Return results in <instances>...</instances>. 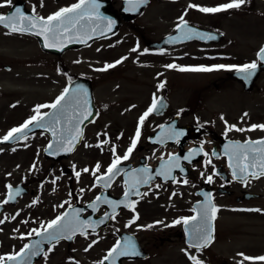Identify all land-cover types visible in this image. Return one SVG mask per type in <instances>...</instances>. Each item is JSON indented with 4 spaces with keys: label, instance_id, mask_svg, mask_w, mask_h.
Wrapping results in <instances>:
<instances>
[{
    "label": "flooded vegetation",
    "instance_id": "flooded-vegetation-1",
    "mask_svg": "<svg viewBox=\"0 0 264 264\" xmlns=\"http://www.w3.org/2000/svg\"><path fill=\"white\" fill-rule=\"evenodd\" d=\"M61 0H9L7 7L0 11V15H4L13 6L20 9L22 15L25 12H32L39 17H47L60 8L69 7L72 4L78 2V0H68L64 6H61L57 10H51L50 7H55ZM104 2V9L112 16L115 26L111 31L106 30L105 35L101 36L99 33H95L92 39H87L86 43L75 44L74 42H67L65 45L60 46L62 50L58 48H49L48 50L42 49L37 39L30 34H18L13 33L9 35H18L24 37L28 41L33 40L36 43V48L39 53L55 58V68L58 74L59 83L56 86L55 95L52 99H43L39 101V104L30 102L28 104L16 103L11 110V120L15 121V117L20 118L25 109L28 111L24 114L25 117L20 118L17 123H13L9 130L14 127H19L32 115H34L33 109L39 105L51 104L61 94L65 87L70 89H76L72 86L73 81L80 79L83 81L82 85H78L87 93L92 95L93 104L95 106L94 116H88V119L84 121L82 128V139L75 144L74 150L67 154V157L59 156V158L49 157L44 151L47 145L50 143L52 131L51 129L45 130L43 128H31L27 133V139H21L19 141L13 140L6 144H1L0 149H9L8 160L12 161L11 164L4 165L0 163V205L7 198L8 189L6 185H12V190L15 192V187L21 190L19 196L8 204H3L0 212V219H7L5 223L0 224V256H7L19 252L24 244H29L35 237L31 236L27 239H20L23 235L28 237V234L32 229H41V224L47 225L48 222L55 219L57 215L62 214L65 208L69 205L65 204L63 208L56 207L64 201H69L71 205L85 206L95 200L96 196L107 197L112 200L121 199L124 192L125 180L131 182V177L125 175L126 171L132 169H140L147 167L150 169V175L153 176V180L148 185H143L139 188L141 193L147 192L148 194L139 197L132 196L131 200H138L139 202L135 207V214L138 215V219L129 227H125V224L132 219L134 213L126 208H119L118 214L121 215L122 230L115 233L116 238L113 243L109 245L107 251L114 244L119 234H130L134 237L137 243L142 249V256L137 259H123L121 264H128L133 262H149L151 258L159 254L160 257H165L166 246L173 241L170 236H164V234L154 237L155 243H149L144 240L147 235L142 228V221L147 218L157 217L160 206L163 210L170 209L169 201H176L178 209L171 208L172 211L179 210V203L185 201L188 188L194 185V189L191 191L195 197L190 204L189 214L185 218L192 214V204L196 202L200 196L199 194L211 193L213 201H215L216 195L228 196L233 199L237 204H243L250 200L260 198L262 193L254 192L250 189V186L255 179L249 178L247 183L239 182L233 179L228 165L226 164V158L223 157V151L225 150V141L229 140H247V139H259L264 137V131L259 129L246 131L249 135H235L225 134L226 125L224 129L218 131L216 119L218 115H222L224 111H217L213 109V100L211 97L214 92L221 91L224 86H230L233 88V98L237 95L245 97V101L238 100L236 108L229 105L228 97L230 94L213 95L214 100L225 103L230 108H233L232 113H235L238 108L242 111L241 117H234L227 108L229 116L226 119V123L229 125H235L237 128L249 129L252 125H260L264 123V111L259 110L260 97L257 96L255 100V93L261 91L258 84L262 76H264V64H261L257 60V53L259 49L264 46V42H259L256 45L254 35L250 32L254 26L251 25L248 32V36H236L228 37L222 32L224 26L229 27L236 23L235 20H231L232 10L229 9L225 12L205 14L201 13L195 8L189 9V4H194L202 7H216L218 5L228 3L229 0H147L146 3L138 5L137 7H121V4L125 0H97ZM256 0H251V4H255ZM42 5V6H41ZM47 6L49 9H46ZM128 8V11H125ZM25 16V15H24ZM187 21L188 26L195 31L205 34L215 35L214 40H177L171 42L174 38L181 35L178 30V24L180 23V17ZM30 17V16H29ZM251 29V30H250ZM8 29L0 25V33L8 34ZM220 33L221 35L217 34ZM173 35V36H172ZM167 38V42L163 41ZM246 39L247 41H244ZM135 48V56L145 57L148 56L152 59V63L155 65L152 71V77L155 79L157 76H163L166 82L163 83L164 87L159 89V93L154 95L160 103L147 119L148 123H152L151 129L147 130L145 135L141 132L140 139L136 148L130 155L129 159L122 161L120 164L121 171L116 175L111 182V187L106 190L97 186L93 187L94 177L91 171L88 173L82 172V169H93L97 163L100 164L101 170L97 175H103L105 170L111 163L113 155L110 151L111 145L103 144L102 147H96L98 143L105 139L111 140L109 133L111 121H106L110 112L106 109L110 108L111 104L114 106L120 105L123 109L127 106L123 97L114 100H99L100 94L97 92L98 86L92 77H87L80 74L76 68L79 57H85L103 60L106 62L110 58H118L124 55V52L128 49ZM125 56V55H124ZM257 62L258 68L254 75L253 80L245 84L241 76L235 70H214L211 72H181L176 69H169L166 66L169 64H175L180 67H211L215 65H227V66H242L244 64ZM4 70L9 71L10 67L3 66ZM115 71L114 69H111ZM175 77L182 79L183 83L175 84ZM169 80L171 81L168 84ZM228 82H231L232 85ZM153 87V86H152ZM221 88V89H220ZM108 90V89H107ZM113 87L111 91L108 90L106 94L116 95ZM264 90V86H263ZM112 92V93H111ZM45 97V94L43 95ZM87 96V95H86ZM107 96V95H106ZM173 96L177 99H173ZM1 97V95H0ZM150 97V96H149ZM153 100V98H152ZM246 103V107L239 104ZM125 105V107L122 106ZM152 104L149 103L148 107ZM87 111L92 115V108H90L87 101ZM146 107V110L147 108ZM144 106L138 107V116L135 125L130 126L129 130L122 128L121 135L125 143L131 140L129 131L137 128L139 117L143 114L142 109ZM243 108V109H242ZM14 111V112H13ZM53 110L50 108L41 109V112L51 113ZM247 113V116L244 114ZM15 115V116H13ZM126 116V112H125ZM104 122H103V121ZM98 130L92 133V128L97 125ZM227 124V125H228ZM161 125L164 127V132L160 133L156 137V141L150 140L151 136L157 133L161 129ZM169 126H173L175 130L181 131L184 135L180 138L179 143H183L179 146L178 143L159 142V138L163 137ZM60 128H72V123L63 121ZM7 134V133H6ZM4 134V135H6ZM74 134L65 132V135ZM0 136V139L3 136ZM131 142H129L130 145ZM85 145H92L91 147H85ZM203 146V152L208 154V158H211V163L205 165L204 161L206 157L201 154L196 156L190 163L181 159V167L184 169L180 172L178 169L173 171V175L176 177L177 182L172 181L165 182L162 177L155 176V172L160 168V165L168 160L169 154L178 155L183 157L190 149L200 148ZM110 146V147H109ZM129 147V146H128ZM15 149V151H13ZM127 148H116V155L123 156ZM215 152L216 156H212ZM65 151H61L56 155H66ZM86 155L87 161H83V157ZM23 157L22 164H16V159ZM80 157V159H79ZM163 157V160H161ZM219 157V158H217ZM47 164L44 167L43 164H39L36 167L34 176H24L23 171L27 167H32L35 162L39 163L40 160ZM8 161V163H10ZM218 162V163H213ZM73 165H75L76 171H81V179H76L73 171ZM36 166V165H35ZM40 166V167H39ZM13 171H18V174H12ZM213 171L216 175L213 176V182L211 184L206 183V177L212 175ZM201 172H204V177H201ZM39 173H42L41 175ZM51 175V176H50ZM65 176V179H64ZM187 179L188 184H184L183 180ZM55 180V184L52 181ZM42 185V187H41ZM157 185H160L157 188ZM84 191L81 192L80 190ZM91 189V190H90ZM71 193V195H69ZM176 193V195H173ZM255 194L256 196L246 198L247 194ZM62 198V199H61ZM33 200H37L35 205L32 204ZM31 205V206H30ZM40 205V206H38ZM107 210L105 204H100L97 210L93 212L96 216H103ZM19 213V215H16ZM92 213V210H86L82 215L87 216ZM16 216L15 219H11ZM115 219L109 220L108 223L96 232H87V236H97L107 232L110 225ZM27 221V223H22ZM215 222V231L212 243L200 253L208 257L201 259L203 264H233L231 261L227 262L222 257V254H216L213 258L209 255V251L217 241V219ZM183 248L189 249L184 244V230L182 224L175 230L173 234ZM83 236H75L72 240H60L56 243L55 248L48 254L45 259L43 253L36 258L32 257L29 264H56V259L60 257L62 249L69 251L70 247L76 243ZM149 243V244H148ZM49 245L46 246L45 251ZM149 247V249H148ZM264 248V247H263ZM251 249H256L252 246ZM105 252V254L107 253ZM161 264H169L166 261H160ZM11 264V262H10Z\"/></svg>",
    "mask_w": 264,
    "mask_h": 264
},
{
    "label": "snow or ice",
    "instance_id": "snow-or-ice-1",
    "mask_svg": "<svg viewBox=\"0 0 264 264\" xmlns=\"http://www.w3.org/2000/svg\"><path fill=\"white\" fill-rule=\"evenodd\" d=\"M129 3L136 7L147 2V0H128ZM246 0H229L228 3L218 5L216 7H202L194 4H189L188 8H195L201 13L214 14L228 11L229 9H239ZM4 5H0L3 7ZM42 6V5H41ZM100 4L96 0H78L77 3L72 4L69 7L60 8L55 13L45 17H39L33 15L32 17L24 16L21 14L20 9L17 8L15 13L10 16L0 15V25H3L8 29V34L18 33L21 35L30 34L37 37H41L44 41V46L46 48H58L62 50L60 46L65 45L67 42L79 41L81 43H86L87 39H92L93 34L99 33L101 36L105 35V29L111 31L114 27V21L106 19L99 15ZM125 8V11H128ZM81 21H86V24H81ZM98 21V22H97ZM178 30L181 35L174 38L171 42H176L177 40H191V39H201V40H214L215 35L205 34L202 32L195 31L188 26L187 21L184 20L183 16L180 17V23L178 24ZM131 51H136L135 48ZM123 59L116 61L112 64H106L104 68L98 69V71H106L110 68H114L117 64L122 63ZM257 60L264 64V46L259 49L257 53ZM169 69H176L181 72H211L214 70H235L238 74H241V78L247 82L255 75L258 63L252 62L244 64L242 66H227V65H215L211 67L200 66V67H180L175 64H169L166 66ZM159 89L164 87L161 83L157 86ZM87 93L77 86L76 89H70L65 87L61 94L55 99L51 104L39 105L33 109L34 115H32L28 120H26L19 127H14L7 132L6 135L0 139V143L9 142L12 140L27 139L26 132L30 130L31 127L43 128L45 130L51 129L53 141L50 142L44 149L46 153L51 155L59 154L61 151L71 152L74 150L75 144L78 143L82 137V131L80 129V124L82 120L88 119L91 115L87 111V101L83 100ZM160 102L153 97L152 104L147 108V110L139 117L135 135L131 138V143L126 149L124 155H116V148L113 146L110 151L113 155V159L110 165L105 170L103 175H97L100 172L101 166L99 163L95 165L93 169L84 168L82 172L88 173L91 171L92 176L95 178L93 187H101L107 189L111 187V182L114 177L118 175L121 171L120 164L122 161L129 159L130 155L137 146V143L141 135V127L144 125L146 119L157 109ZM50 108L53 111L51 113L41 112V109ZM247 116V113L244 114ZM223 120V117H221ZM66 121L72 123V128L67 129L58 127L61 122ZM161 128L164 126L161 125ZM259 129L264 131V125H252L249 129L237 128L235 125L226 124L227 131H252ZM65 132L74 133L65 135ZM184 135L183 132L177 131L173 126H169L163 137L159 138L160 143H164L167 140H173L176 143L180 142V138ZM120 137L118 136L117 139ZM107 139L95 145L96 147H102L103 144H108ZM92 145H85V147H91ZM15 151V149H13ZM203 154L206 159L204 161L205 165L211 163V158H208V154L203 152V146L200 148H193L188 151L183 157L178 155L169 154L168 160L160 165V168L156 170L155 176L162 177L165 182L172 181L176 183V177L173 175L174 170H179L183 172L184 169L181 167V159L188 161L189 163L198 155ZM225 154L228 156V167L232 169V177L234 180L247 183L249 178L259 179L264 177V139L257 141H246L244 144L239 142H234L226 146ZM212 156H216L213 152ZM219 158V157H217ZM163 160V157H161ZM35 167V166H33ZM73 171L76 179L79 181L81 177V171L75 170V165H73ZM150 169L147 167H142L140 169H132L126 171L125 175L131 177V182L125 180L124 192L120 200H112L107 197L96 196L92 203L88 204L87 207L91 208L93 212L97 210L100 203L107 205L111 209V213H105L103 217L96 221L92 220H81L80 213L81 209H77L71 205L69 201H64L56 207L63 208L65 204H68L72 208L71 212L65 211L64 213L57 215L55 219L47 223V225L41 224V229H32L28 234V237L21 236L20 239H27L35 235L37 237H42L43 239L36 240L31 244H24V246L11 255L0 256V264H29L32 257L40 255L43 253L45 259H47L48 254L53 251L60 240H72L77 234L87 238V232L91 229L95 232L96 227L105 223L106 220L115 219L118 214V208H126L134 213L131 220H129L125 227H129L135 223L139 218L135 214L136 204L138 200H131L132 196L143 197L147 195V192L141 193L139 188L143 185H148L152 180L153 176L150 175ZM204 172H201V177H204ZM216 172L213 171L212 175L206 177V183L211 184L213 182V176ZM55 184V180L52 181ZM184 184H188V180H183ZM8 189L7 198L2 202V204H8L13 201L16 196H19L21 190L19 188L12 190V185L5 186ZM42 187V185H41ZM160 185H157L159 188ZM91 190V189H90ZM81 192L84 190L81 189ZM71 195V193H69ZM176 195V193H173ZM204 203L198 206V215L191 216L183 219H177L174 224L184 225L185 234L188 236V248L195 249L197 253L201 252L203 249L207 248L213 241V227L212 222L216 219V213L219 210L212 203L211 193H204ZM37 200H33L32 204L35 205ZM2 206V205H0ZM31 206V205H30ZM197 211V209H193ZM246 211L260 212V209H248ZM16 215H19L17 213ZM13 216L11 219H15ZM5 219H0V224L5 223ZM22 223H27L23 221ZM162 223V222H161ZM189 225H193L192 230L189 231ZM148 227H152L149 225ZM93 241L92 243H96ZM47 243L49 244L48 249L45 251L42 249L41 245ZM92 244H89L88 248H91ZM85 249V251L88 250ZM184 251L190 264H203V261L198 259L197 255L189 254V252ZM141 253L137 251L135 244L132 242L131 238H124L123 243L121 240H117L115 244L107 251L105 256L98 262V264H115L116 260L120 257H135L139 256ZM242 257V260L238 264H243V261H248L249 264H264V256L259 257H249L243 253L238 254Z\"/></svg>",
    "mask_w": 264,
    "mask_h": 264
},
{
    "label": "rangeland",
    "instance_id": "rangeland-1",
    "mask_svg": "<svg viewBox=\"0 0 264 264\" xmlns=\"http://www.w3.org/2000/svg\"><path fill=\"white\" fill-rule=\"evenodd\" d=\"M250 1L251 0H246V3L239 9L232 10L233 15L230 19L235 20L236 23L229 27L224 26L222 31L224 35L228 37L248 36L250 35L248 32L250 26L254 24L250 32L252 33L251 35H254V41L256 45H258L259 42H264V0H256L255 4H251ZM66 2H68V0H61L55 7L50 8H52L51 10H57L61 6H64ZM8 3L9 0H0V5H4L0 7V11L4 10ZM46 9H49V7L47 6ZM29 40L30 41L18 35L0 33V136L6 134L13 123H17L20 118L27 116L24 114L28 109H25L20 118L16 119L15 117V121H12V113L11 110H9L13 108L11 106L16 103L28 104L30 102L38 105L39 101L43 99L50 100L55 95L56 86L59 83L55 68L56 59L39 53L36 48V43L31 39ZM244 41L247 40L244 39ZM124 55L118 58H110V60L106 62H103V60L99 58L97 59V57L94 59L79 57L76 66L80 74L92 77L95 80L96 86H98L97 92L100 94L98 97L99 100H117L121 97L126 99L125 103H127V106L125 107V105L122 104V106L125 107L124 109L120 105L114 106L111 103V107L106 109L110 112L106 121H111L109 133L112 137L111 140L107 138L109 143L105 144V146L111 145V147L115 146V148L120 149L124 147L128 148L129 142H131L130 140L128 143H125L122 137L117 139V137L121 135V129L128 128L129 130L130 126L135 125L138 116V107L140 105L144 106L142 109L144 113L146 107H148L149 103L152 101L153 96L159 93V88L157 86L166 82V79L162 78L163 76L159 78L156 76L155 79L152 77V69L155 65L152 63L150 57L135 56L134 51H131L130 48L124 52ZM124 57H126V59H123L122 63L117 64L114 68H110L106 71H98V69L104 68L106 64L115 63ZM5 65L10 67L9 71L4 70L3 66ZM174 82L175 84L183 83L182 79H177L176 77ZM170 83L171 81L169 80L168 84ZM228 83L232 85L231 82ZM258 84L260 85L261 91L255 93V100H257V96L260 97V101L258 102L260 103V105H258L259 110L264 111V76L261 77ZM112 87L116 90V95L111 94L109 96L108 94H110V92L108 94L106 93L108 90L111 91ZM230 92H233V88L224 86L221 91H216L211 94V100H213L214 103L212 104L213 109L224 111L222 115L216 117V119H219L217 121L218 131L224 129L225 125L228 124L226 123V119L229 116V110H227V108H230V106L236 108L238 100H242V102L246 100L245 97H241L240 95L233 98V94ZM215 93L217 95H219V93L230 94L228 97L230 106L214 100L213 95ZM44 94L45 97L43 96ZM173 99L177 98L173 96ZM239 105L246 107L247 104L243 103ZM232 107L230 108L231 113L233 111ZM240 108H238L235 113H232V116L235 118H242L243 114ZM221 117H223V120ZM262 121L264 122V120ZM260 125H264V123ZM151 126L152 123L145 121L144 125L141 127V132L145 135L147 130L151 129ZM98 128V124L95 125L91 130L92 133H95ZM133 132H136V128L129 131L130 136L134 134ZM224 133H226V131ZM229 133L235 134L236 136L251 134L246 131H227L228 135H230ZM8 150L7 148L0 149V163L4 165H10L12 162L8 160ZM22 159L23 157L21 156L16 159L15 163L22 164ZM112 159L113 158H111V161ZM8 161L10 163H8ZM83 161H87L86 155L83 157ZM39 164H43L44 167H47V164H44V161L41 159L39 163L35 162V167H33V165L32 167H27V169L22 172L23 175L34 176L36 167H38ZM18 173V171L12 172L14 175ZM39 174L41 175L42 173ZM193 189L194 185L191 184L187 190L189 193L186 195L185 201H181L178 204V211L170 210L171 208L178 209L177 202L169 201L170 209H168V211L163 210V207L160 206L157 217L147 218L142 221V228L147 235L144 240L148 241L150 244L156 242V240H153L154 237H158L162 234L173 238V241L168 244V247L166 246V256L160 257L159 254L154 253L155 255L149 262H133L128 264H161L160 261H166L169 264H190V261L182 249L189 252V254L197 255L200 260L204 257H208L207 253H205L203 257L200 252L197 253L193 250H186V248H183L180 242L173 236L175 230L181 225L174 224V221L185 218V216L189 214V211L191 212L190 204L195 198L191 192ZM250 189L254 192L262 193V196L243 204H237L228 196L216 195L215 205L219 210L216 213L217 241L209 251V255H211L212 258L216 254H219L218 252L220 251L224 260L227 262L231 261L233 264H238V262L242 260V257L238 255L240 253L249 257L264 256V178L257 179L253 182ZM248 209H260L261 211H246ZM121 219V215L117 216L107 232L97 236L81 238L70 247L69 251H66L65 248L62 249L60 257L56 259V264H98L101 257L105 255L108 246L111 245L116 238L115 233L122 230L123 226ZM149 225H152V227H148ZM93 241L97 242L92 243ZM89 244H92L91 248H88ZM252 246H255L256 249H251ZM86 248H88L87 251H85ZM243 264H249V262L243 261Z\"/></svg>",
    "mask_w": 264,
    "mask_h": 264
},
{
    "label": "water",
    "instance_id": "water-1",
    "mask_svg": "<svg viewBox=\"0 0 264 264\" xmlns=\"http://www.w3.org/2000/svg\"><path fill=\"white\" fill-rule=\"evenodd\" d=\"M126 5V3H124L123 4V6H125ZM100 6H101V4H100ZM17 9V7L16 6H13L6 14H4L3 16H10V15H12L13 13H15V10ZM25 16H30V17H32L33 16V14H31V13H29V12H25V14H24ZM99 15L101 16V17H104V18H106V19H108L109 17L107 16V14H106V12L104 11V9H103V7L101 6L100 8H99ZM98 22V21H97ZM87 22L86 21H81V24H86ZM3 26V25H2ZM93 36H95V35H93ZM37 37V36H36ZM38 38V40H39V43H40V45H41V47L42 48H46L45 46H44V41H43V39L41 38V37H37ZM74 43L75 44H79L80 42L79 41H74ZM82 84V82L80 81V80H76L75 82H73V86H76V85H81ZM82 88V87H81ZM82 99L83 100H86V101H88V102H90V105L92 106V99L90 98V95L89 96H85V97H82ZM83 123V122H82ZM81 123V124H82ZM31 128H33V127H31ZM82 130V129H81ZM28 132V131H27ZM155 137H156V135L153 137L154 139H155ZM52 138H53V136H52ZM260 140H262V139H260ZM53 141V139H51V141L50 142H52ZM254 141H257V140H254ZM232 143H234V142H232ZM240 143V142H239ZM245 142H241L240 144H244ZM227 159H228V156H227ZM202 196H203V198H202V200L201 201H199V202H197V203H195L194 205H193V209H197V211H194V214H193V216H197L198 215V206L199 205H201V204H203L204 203V195L202 194ZM82 210V209H81ZM67 212H71L72 211V208H68L67 210H66ZM81 220H92V221H96V220H98V219H100V218H97V219H94V218H91V217H86V218H83V217H79ZM101 225H99V226H97L96 227V229H98L99 227H100ZM192 227H193V225H189V231H191L192 230ZM212 227H213V222H212ZM183 229H184V225H183ZM184 233H185V230H184ZM39 239H43L42 237H36V239H34V241L32 242V243H34L36 240H39ZM119 240H121V243H123V240H124V237H122V236H119ZM185 243H186V245H188V236L185 234ZM45 244H47V243H44V244H42L41 245V247H42V249L44 248V246H45ZM136 249H137V251H138V248L136 247ZM136 257V256H135ZM121 258H123V257H120L119 259H117L116 260V262H115V264H120V259ZM105 264H108V262L106 261L105 262Z\"/></svg>",
    "mask_w": 264,
    "mask_h": 264
}]
</instances>
